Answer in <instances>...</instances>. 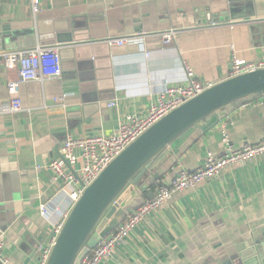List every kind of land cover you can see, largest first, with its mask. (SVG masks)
Wrapping results in <instances>:
<instances>
[{
	"label": "crops",
	"instance_id": "crops-1",
	"mask_svg": "<svg viewBox=\"0 0 264 264\" xmlns=\"http://www.w3.org/2000/svg\"><path fill=\"white\" fill-rule=\"evenodd\" d=\"M41 2L40 12L33 15L32 0H0L1 23L34 19L38 36L55 35L58 29L73 37L71 44L41 46L37 35L27 34L33 30L23 28L0 39V108L13 99L8 84L19 79L18 69L6 66L5 53L55 47L63 70L61 78L43 85L32 81L20 86L18 94L31 110L0 112V229L10 264H38L52 227L61 221L59 213L44 216L40 207L53 195L45 166L60 159L68 135H112L125 115H146L163 89L186 82L184 61L199 80L216 84L229 78L233 51L250 62L264 61V0ZM224 12L228 22L197 24L201 13ZM170 32L174 39L165 43L163 36ZM111 38L133 42L112 46L106 42ZM56 98L64 101L54 104ZM115 100L118 107H110ZM223 126L237 148L264 140V98L230 112L162 183L180 168L196 171L209 152L223 156ZM33 224L38 235L48 234L43 245L24 238ZM261 234L264 158L235 165L218 178L177 193L102 264H218L237 245L252 243Z\"/></svg>",
	"mask_w": 264,
	"mask_h": 264
},
{
	"label": "built area",
	"instance_id": "built-area-1",
	"mask_svg": "<svg viewBox=\"0 0 264 264\" xmlns=\"http://www.w3.org/2000/svg\"><path fill=\"white\" fill-rule=\"evenodd\" d=\"M41 3V0H32L33 15L40 12ZM174 35V32L165 34L164 42L171 43ZM106 42L112 46H124L133 41L128 38H111ZM233 52L229 78L264 69V61L250 62L238 58L235 51ZM146 57L149 58L150 55L146 53ZM4 58L8 68L18 69L19 79L8 84V91L13 99L8 105L0 108L2 113L31 110L25 108L24 101L18 94L22 84L37 81L43 85L47 80L61 78L63 74L61 55L59 49L55 47H37L28 51L8 52L4 54ZM183 64L186 82L183 85L163 89L151 103L146 115L138 113L125 115L120 119L118 128L112 135L98 134L85 138L68 135L66 137L61 149L62 159L51 161L45 166V170L51 176L50 188L53 190V195L43 202L40 212L44 216L49 213H59L61 221L52 227L48 243L42 248L43 252L38 264H47L64 221L82 197L85 189L92 185L101 173L150 127L216 84L199 80L192 66L187 61ZM63 101V98H56L53 103ZM61 106L66 107L64 104ZM109 106L118 107V101L111 102ZM221 137L225 146L223 156L217 157L209 152L203 165L196 171L178 169L171 181L162 183L152 199L144 201L141 207L131 211L112 233L104 237L85 257L82 264H102L114 258L118 249L125 245L137 227L168 204L177 193L194 189L205 181L218 178L224 171L235 165L264 158V140L237 148L232 144L226 126L221 128ZM5 244V233L0 229V260L8 263L4 257Z\"/></svg>",
	"mask_w": 264,
	"mask_h": 264
},
{
	"label": "water",
	"instance_id": "water-1",
	"mask_svg": "<svg viewBox=\"0 0 264 264\" xmlns=\"http://www.w3.org/2000/svg\"><path fill=\"white\" fill-rule=\"evenodd\" d=\"M197 19L198 25L229 21L226 12L218 15L201 13ZM35 26L34 19L21 24L0 22V39L13 36L23 28L33 30L27 31L28 35H37ZM60 32L57 29L55 35H37L39 45L73 43L71 33ZM262 98L264 69H258L215 84L155 123L85 189L64 221L47 264H82L104 237L112 233L131 211L143 205L145 193L170 173L204 134L234 109ZM186 135L188 138L177 146ZM37 229L34 224L30 226L24 238L30 236L33 244L43 245L48 234L44 232L40 236ZM251 242L237 245L221 257L218 264H264V234L253 237ZM0 264L10 263L0 260Z\"/></svg>",
	"mask_w": 264,
	"mask_h": 264
},
{
	"label": "trees",
	"instance_id": "trees-1",
	"mask_svg": "<svg viewBox=\"0 0 264 264\" xmlns=\"http://www.w3.org/2000/svg\"><path fill=\"white\" fill-rule=\"evenodd\" d=\"M158 164H159V161L156 162L154 168L157 167ZM162 179L159 182H157L150 190H148L145 193V195H144L145 201L150 200V199H152L155 196L156 190L162 185Z\"/></svg>",
	"mask_w": 264,
	"mask_h": 264
}]
</instances>
